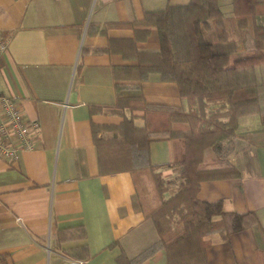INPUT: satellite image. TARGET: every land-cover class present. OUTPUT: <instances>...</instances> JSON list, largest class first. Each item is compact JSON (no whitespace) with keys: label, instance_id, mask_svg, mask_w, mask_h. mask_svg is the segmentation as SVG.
<instances>
[{"label":"crops","instance_id":"0c3cea01","mask_svg":"<svg viewBox=\"0 0 264 264\" xmlns=\"http://www.w3.org/2000/svg\"><path fill=\"white\" fill-rule=\"evenodd\" d=\"M188 2L0 0V32L8 39L0 94L13 96L24 116L39 124L32 149L14 163L0 156V264H167L148 217L161 204L150 169L100 174L92 125L118 124L130 114L115 106L113 68L159 50L156 27L134 39L141 25L130 22ZM218 5L232 15L231 0ZM195 68L192 61L178 63L176 80L150 72L140 88L135 79H121L122 93L186 107ZM260 129L258 116H243L225 157L203 149L199 169L233 167L239 174L202 180L198 198L220 201L225 211L251 210L257 218L241 231L206 235L208 264H264V143L245 135ZM148 156L154 164L171 161V140H151ZM162 174L173 177L170 168ZM69 227L77 236L56 244V230Z\"/></svg>","mask_w":264,"mask_h":264},{"label":"trees","instance_id":"16d2710c","mask_svg":"<svg viewBox=\"0 0 264 264\" xmlns=\"http://www.w3.org/2000/svg\"><path fill=\"white\" fill-rule=\"evenodd\" d=\"M231 2L230 16L221 12L218 0H189L130 22L141 25L134 28V39L145 37L149 26L156 27L159 50L137 54L135 65L113 68L115 106L130 114L118 124L92 125L100 174L150 169L161 204L148 217L157 234L154 246L165 249L167 264H208L206 235L235 233L257 222L251 210L225 211L220 201L197 196L202 180L238 176L233 167L199 169L198 163L207 147L218 157L233 149L241 117L258 116L260 131L245 135L264 143V0ZM252 49L261 53L252 54ZM187 61L196 68L189 74L186 107L153 104L141 93H122L121 79L137 80L138 88L150 72L176 80L177 64ZM138 116L142 125L134 122ZM102 130L113 134L98 136ZM161 138L171 140L173 159L154 164L148 156L149 142ZM163 168H170L173 177L163 176ZM77 228L82 230L81 225ZM74 232V227L57 229L56 244L76 237Z\"/></svg>","mask_w":264,"mask_h":264},{"label":"built area","instance_id":"2783aa9c","mask_svg":"<svg viewBox=\"0 0 264 264\" xmlns=\"http://www.w3.org/2000/svg\"><path fill=\"white\" fill-rule=\"evenodd\" d=\"M8 39L0 32V57ZM37 120L24 116L13 96L0 94V156L10 163L18 160L23 150L34 147L38 136Z\"/></svg>","mask_w":264,"mask_h":264},{"label":"rangeland","instance_id":"374dc122","mask_svg":"<svg viewBox=\"0 0 264 264\" xmlns=\"http://www.w3.org/2000/svg\"><path fill=\"white\" fill-rule=\"evenodd\" d=\"M254 52H252V54H260L261 53V50L260 49H252ZM252 50H247V51H252ZM232 60V59H231ZM113 133V132H111ZM109 135H112V134H109ZM104 136H107V135H104Z\"/></svg>","mask_w":264,"mask_h":264}]
</instances>
